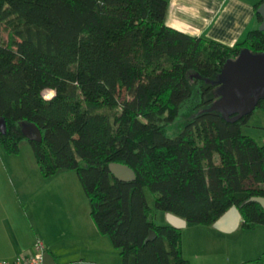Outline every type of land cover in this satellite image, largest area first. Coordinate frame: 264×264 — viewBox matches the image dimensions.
Here are the masks:
<instances>
[{"label":"trees","instance_id":"16d2710c","mask_svg":"<svg viewBox=\"0 0 264 264\" xmlns=\"http://www.w3.org/2000/svg\"><path fill=\"white\" fill-rule=\"evenodd\" d=\"M263 2L254 4L259 24ZM168 4L0 0V145L18 153L29 140L21 123H35L43 139L29 141L41 173L76 171L91 218L122 264H190L183 228L156 222L146 187L156 209L188 224L212 226L235 206L242 228L264 225V207L251 200L264 197V143L242 130L251 114L230 122L205 110L226 61L264 51V30L226 45L167 25ZM196 88V113L169 136ZM46 89L56 95L46 99ZM111 163L128 165L136 179H117Z\"/></svg>","mask_w":264,"mask_h":264},{"label":"rangeland","instance_id":"374dc122","mask_svg":"<svg viewBox=\"0 0 264 264\" xmlns=\"http://www.w3.org/2000/svg\"><path fill=\"white\" fill-rule=\"evenodd\" d=\"M4 36L8 39L7 30L4 31ZM217 79L218 76L212 82L216 89ZM198 90L196 88L193 101L169 123V136L178 134L192 120L196 113L195 106L200 99L201 92ZM217 98L218 95L215 100ZM242 130L244 134L263 144L264 110L256 108ZM53 177L68 179L60 182V178ZM144 190L156 222L167 223L165 213L155 207L154 194L148 187ZM2 221L12 226L17 239L27 243L36 241L37 237L50 238L53 229L62 228L64 231L65 226L70 227L76 221L93 223L89 199L76 171L61 169L55 175L43 176L32 145L27 139L20 142L18 153H7L0 145V222ZM61 238H65V234ZM183 248L185 257L191 260L190 264H197L204 258L211 264H227L229 256L245 259L250 264H264V225H258L252 230L240 227L234 233L227 234L209 226L189 224L183 230ZM198 248L202 249L199 259L195 257ZM71 256L70 254L67 257ZM260 257L261 260L254 261Z\"/></svg>","mask_w":264,"mask_h":264},{"label":"crops","instance_id":"0c3cea01","mask_svg":"<svg viewBox=\"0 0 264 264\" xmlns=\"http://www.w3.org/2000/svg\"><path fill=\"white\" fill-rule=\"evenodd\" d=\"M258 1L260 0H168L166 23L187 34L205 36L232 46L241 41L250 29L259 27L254 9V4ZM53 178H60L58 180L60 182L68 179V177ZM235 217L232 215L228 224L233 223ZM165 218L168 223L167 213ZM237 220L239 221L238 218ZM241 224L242 218L237 229ZM188 226L187 223L183 230ZM209 227L227 234L237 230L224 231L214 225ZM63 234L65 238L62 239ZM37 241H41L46 250L54 256L56 264H122L120 251L114 247L108 236L99 232L94 221L87 224L76 221L70 227L65 226L64 231L62 228H55L50 238L37 237L36 241L31 240L28 243L17 239L12 226L2 221L0 222V261L32 254ZM201 245L204 244H199ZM198 250L195 257L199 259L202 249L198 248ZM183 251L186 255L184 248ZM70 254L71 258L67 257ZM188 259L191 261L190 258ZM243 262L246 260L227 257V264ZM197 264H211V262L204 258Z\"/></svg>","mask_w":264,"mask_h":264},{"label":"water","instance_id":"95a60500","mask_svg":"<svg viewBox=\"0 0 264 264\" xmlns=\"http://www.w3.org/2000/svg\"><path fill=\"white\" fill-rule=\"evenodd\" d=\"M258 13L262 16L259 29L264 30V2L258 8ZM218 87L216 93L218 98L212 105L205 109L208 112L218 111L230 122H234L243 116L250 115L264 99V51L253 53L249 49H243L236 59H229L224 64L216 81ZM46 99H51L56 95V91L46 89L43 91ZM6 122L0 119V131L6 133ZM21 130L30 141H42V133L35 123H21ZM111 173L119 180L132 181L136 179L134 170L128 165L121 163H111L109 165ZM252 201L259 202L264 207V197H253ZM234 215L233 223L228 224L229 218ZM168 223L183 228L187 225V220L167 213ZM237 218H242L240 210L233 206L223 214L213 225L217 229L233 231L239 227ZM152 239V235L148 240ZM45 264H56L54 256L46 251L44 253Z\"/></svg>","mask_w":264,"mask_h":264},{"label":"built area","instance_id":"2783aa9c","mask_svg":"<svg viewBox=\"0 0 264 264\" xmlns=\"http://www.w3.org/2000/svg\"><path fill=\"white\" fill-rule=\"evenodd\" d=\"M46 248L41 241H37L34 245V252L30 255L21 256L13 260H2L0 264H45L44 263V253ZM240 264H250V263H240Z\"/></svg>","mask_w":264,"mask_h":264}]
</instances>
